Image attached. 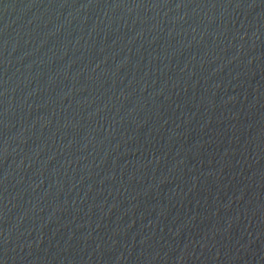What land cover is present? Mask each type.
<instances>
[{
    "label": "water",
    "instance_id": "95a60500",
    "mask_svg": "<svg viewBox=\"0 0 264 264\" xmlns=\"http://www.w3.org/2000/svg\"><path fill=\"white\" fill-rule=\"evenodd\" d=\"M0 264H264V0H0Z\"/></svg>",
    "mask_w": 264,
    "mask_h": 264
}]
</instances>
